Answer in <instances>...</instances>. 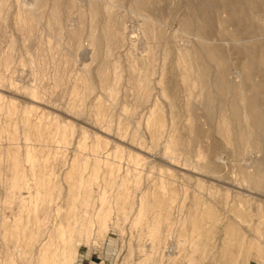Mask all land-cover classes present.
I'll return each instance as SVG.
<instances>
[{"label":"rangeland","instance_id":"obj_1","mask_svg":"<svg viewBox=\"0 0 264 264\" xmlns=\"http://www.w3.org/2000/svg\"><path fill=\"white\" fill-rule=\"evenodd\" d=\"M258 113L264 0H0V264H264Z\"/></svg>","mask_w":264,"mask_h":264},{"label":"bare ground","instance_id":"obj_2","mask_svg":"<svg viewBox=\"0 0 264 264\" xmlns=\"http://www.w3.org/2000/svg\"><path fill=\"white\" fill-rule=\"evenodd\" d=\"M234 107V106H233ZM253 107V106H252ZM254 121L256 122V124L258 125V127L260 128V127H262V126H264V121H263V118L259 115V113H258V115H255L254 116ZM261 129V128H260ZM163 187V186H162ZM63 233V232H62ZM62 233H60V234H62ZM61 237V236H60ZM56 256H59V258H58V260L60 261V262H63V260L65 259V257H66V252L64 251V250H61V252L57 255L56 254ZM48 257V256H47ZM46 256H43V258H40L38 261V264H46L48 261H49V258H47ZM59 264H62V263H59Z\"/></svg>","mask_w":264,"mask_h":264}]
</instances>
